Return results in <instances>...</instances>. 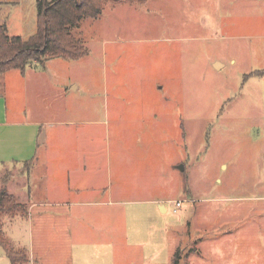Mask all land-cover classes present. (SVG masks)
Masks as SVG:
<instances>
[{
	"label": "rangeland",
	"instance_id": "1",
	"mask_svg": "<svg viewBox=\"0 0 264 264\" xmlns=\"http://www.w3.org/2000/svg\"><path fill=\"white\" fill-rule=\"evenodd\" d=\"M15 1L5 7L6 18L16 16L7 34L26 40L37 29L38 0ZM102 10L99 18L85 19L73 29L86 55L52 67L55 72L50 75L77 87L64 104L73 110L69 118L107 121L91 128L76 125L65 132L57 127L58 137H69L71 131L75 138L82 131L109 136L111 157L115 153V159L125 161L127 167H141L137 182L147 184L153 197L185 198L189 180L194 194L208 199L200 204L206 209H220V198H241L223 206L226 211L234 207V218L248 228L255 219L250 209L264 208V75L253 72L264 69V40L240 38L264 34V0H118ZM233 53L234 65L230 64ZM215 58L224 63L221 71L211 66ZM46 90L28 88L25 95L22 83L7 85L6 90L0 81L1 94L16 93L21 104L28 96L30 110L35 104L50 105ZM115 106L122 112L136 107L139 115L114 120ZM105 107L108 116L103 120ZM51 134L53 129H45L43 139ZM25 171L0 166V184H10V192L25 211L0 216V233L15 251L26 258L30 253L34 264H66L65 259L54 258L62 253L42 243L44 223L37 212L27 213ZM34 199L45 202L42 194ZM184 206L189 203L172 214V221L183 214ZM210 218L217 226L222 217ZM257 222L263 229L257 237L250 225L237 240L200 245L199 256L190 257V264H205L206 258L207 264L211 260L264 264V217ZM190 247L196 248L190 244L179 250V264H186L189 251L185 250ZM0 255V264H10L1 247ZM151 260L170 264L166 251Z\"/></svg>",
	"mask_w": 264,
	"mask_h": 264
},
{
	"label": "crops",
	"instance_id": "2",
	"mask_svg": "<svg viewBox=\"0 0 264 264\" xmlns=\"http://www.w3.org/2000/svg\"><path fill=\"white\" fill-rule=\"evenodd\" d=\"M12 3L17 2L0 0V25L5 26L7 32L11 20L16 19V16L6 18L5 7ZM252 38L262 41L264 34L240 39L250 41ZM65 62L53 59L43 65L30 64L22 73L11 70L0 79L1 83L5 82L6 90L7 85L12 87L13 83H22L25 95L28 88L39 92L44 87L48 97L50 95L47 108L35 104L30 110L26 102L28 96L21 104L16 93L12 97L6 95L7 92L0 93V166L9 170H26L23 176L24 181L25 176L28 177L29 185L27 193H24L28 201L27 213L36 211L43 221L42 243L62 253L54 258L65 259L66 264H155L151 259L166 251L170 264H173V253L194 244L195 249L190 247L185 250L190 252L186 258V264H190V257L199 256L196 251L200 250V245H221L228 239L237 240L250 225L255 231L254 237L259 235V230L263 229L257 221L258 217H264V208L261 211L256 207L250 209L248 213L253 212L255 219L246 228L247 223L243 226L238 217L234 218V207L226 211V206H223V203L241 198H220V209H206L200 204L208 199L198 198L189 180L185 198L153 197L148 193L150 188L147 184L137 182L141 167L138 170L127 167L125 161L115 159V153L111 157L109 136L94 137L82 131V135L75 138L71 131V137H58V128L64 127V132L76 125L91 128L104 124L108 116L105 107L102 116L105 122L95 118L74 121L68 117L73 110L64 104L69 93L75 94L77 87L57 82L50 75L55 72L52 67ZM230 64H236L234 53L231 54ZM211 66L215 71H221L224 63L215 58ZM13 71L18 72L11 74ZM253 72L264 75V69ZM135 110L136 107H129L122 112L120 106H115L112 116L120 121L123 117L134 119L139 115ZM45 129H53L51 138L43 139ZM113 161L115 168L112 167ZM221 168L226 169V166L222 164ZM3 182L0 187L6 186L12 194L10 184ZM37 194H42L45 202L34 199ZM177 200L185 201L184 205L189 203V206H184L183 214L172 221L170 217L174 212L170 203ZM43 210L50 212L39 214L38 211ZM226 215L230 219L224 218ZM211 216L222 217L217 226L209 222ZM3 255L6 256L4 249ZM206 261L209 262L207 258ZM34 263V257L29 253L27 264ZM211 264H214L212 260Z\"/></svg>",
	"mask_w": 264,
	"mask_h": 264
},
{
	"label": "trees",
	"instance_id": "3",
	"mask_svg": "<svg viewBox=\"0 0 264 264\" xmlns=\"http://www.w3.org/2000/svg\"><path fill=\"white\" fill-rule=\"evenodd\" d=\"M118 0H38L36 3V32L28 39L8 36L5 26L0 25V79L4 73L18 70L21 73L30 64L43 65L53 59L79 60L86 55L83 42L78 40L73 29L88 18H99L102 8ZM257 75L261 74L259 72ZM5 183V182H3ZM6 186L0 187V216L14 217L25 214ZM0 247L5 250L10 264H25V254L15 251L0 233ZM190 253V252H188ZM188 253L185 254L184 259ZM178 252L173 264H179Z\"/></svg>",
	"mask_w": 264,
	"mask_h": 264
},
{
	"label": "built area",
	"instance_id": "4",
	"mask_svg": "<svg viewBox=\"0 0 264 264\" xmlns=\"http://www.w3.org/2000/svg\"><path fill=\"white\" fill-rule=\"evenodd\" d=\"M185 201L182 200H177V201H173L170 204L172 205V212H174L175 214L177 213V211L182 207V204H184Z\"/></svg>",
	"mask_w": 264,
	"mask_h": 264
},
{
	"label": "water",
	"instance_id": "5",
	"mask_svg": "<svg viewBox=\"0 0 264 264\" xmlns=\"http://www.w3.org/2000/svg\"><path fill=\"white\" fill-rule=\"evenodd\" d=\"M180 170L183 171V167L182 166L180 167Z\"/></svg>",
	"mask_w": 264,
	"mask_h": 264
}]
</instances>
